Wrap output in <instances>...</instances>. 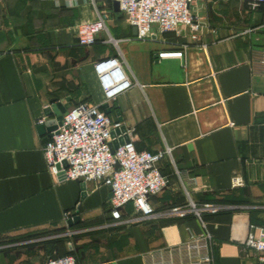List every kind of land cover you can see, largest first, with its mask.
Returning <instances> with one entry per match:
<instances>
[{
    "label": "crops",
    "instance_id": "1",
    "mask_svg": "<svg viewBox=\"0 0 264 264\" xmlns=\"http://www.w3.org/2000/svg\"><path fill=\"white\" fill-rule=\"evenodd\" d=\"M190 10L200 19L199 40L156 27L151 39L137 40L109 0H0V264L68 254L76 264H147L145 254L202 234L211 264H263L240 243L249 227L264 230V76L249 64L264 48V4L251 11L244 0H205ZM98 13L106 31L80 47L77 27ZM175 51L182 58L157 56ZM109 60L120 83H130L111 100L95 71ZM80 103L130 129L137 150H170L160 163L169 185L149 198L153 217L132 221L128 204L114 221L109 187L49 173L48 132L36 122L50 119L52 105L66 112ZM175 169L195 180L193 202L224 207L204 215V226L168 214L187 202ZM235 177L242 187L231 188Z\"/></svg>",
    "mask_w": 264,
    "mask_h": 264
},
{
    "label": "built area",
    "instance_id": "2",
    "mask_svg": "<svg viewBox=\"0 0 264 264\" xmlns=\"http://www.w3.org/2000/svg\"><path fill=\"white\" fill-rule=\"evenodd\" d=\"M116 2L127 24L135 28L137 40H149L153 29L161 33L187 31L191 41L201 35L200 19L190 7L205 0H109ZM251 11L258 10L264 0H244ZM106 31V16L98 13L95 20L77 27V44L90 47L96 43L99 33ZM112 39H109L111 42ZM113 42V41H112ZM182 51L158 53L159 59L182 58ZM250 71L264 76V48L254 50L250 57ZM116 60L95 65V71L106 95L111 100L127 89L124 77ZM43 119L36 122L42 125ZM132 131L121 122H113L99 106L80 103L61 115L55 129L48 133L43 146V155L49 173L57 181H82L101 183L110 189V216L120 221L121 209L130 204L137 215L132 221L149 219L154 210L149 198L160 194L169 185V178L162 174L160 163L170 154L169 149L151 153L135 148ZM116 148L111 151V144ZM184 194L186 204L172 207L168 214L176 218L192 216L204 226L203 216L215 215L224 207L210 203H195L190 199L188 189L195 180L185 172L174 170ZM243 186V180L235 177L231 188ZM67 218L68 215L66 214ZM242 251L254 252L257 261L264 264V230L251 233L250 227L241 241ZM208 234L190 236L187 241L175 247L145 254L147 264H211ZM45 264H76L72 255L48 258Z\"/></svg>",
    "mask_w": 264,
    "mask_h": 264
},
{
    "label": "water",
    "instance_id": "3",
    "mask_svg": "<svg viewBox=\"0 0 264 264\" xmlns=\"http://www.w3.org/2000/svg\"><path fill=\"white\" fill-rule=\"evenodd\" d=\"M113 8L115 11H119V7L118 4L116 2L112 3ZM135 30V28H133ZM136 31V30H135ZM107 108V105H103L102 109L105 110ZM65 112V110L63 108L60 107V105H52L50 107H48L45 111V115L50 119L46 121L45 124H42L39 127V130L41 132H51L52 130L55 129V124L60 121L61 119V115ZM105 113H108L107 111H105ZM117 144L116 142H113L111 144V151H113L114 148H116ZM82 189L84 190V186H82ZM77 220V219H75Z\"/></svg>",
    "mask_w": 264,
    "mask_h": 264
}]
</instances>
